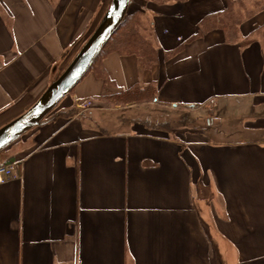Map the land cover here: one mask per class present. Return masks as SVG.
I'll use <instances>...</instances> for the list:
<instances>
[{
	"label": "crops",
	"instance_id": "0c3cea01",
	"mask_svg": "<svg viewBox=\"0 0 264 264\" xmlns=\"http://www.w3.org/2000/svg\"><path fill=\"white\" fill-rule=\"evenodd\" d=\"M112 0H0V128L65 70ZM227 0L138 1L157 61L108 53L46 121L0 154V264H264V11L229 43L201 20ZM153 85L163 107H216L242 139L148 119L123 123L104 97ZM139 104V103H138ZM130 106L137 105L129 104Z\"/></svg>",
	"mask_w": 264,
	"mask_h": 264
},
{
	"label": "trees",
	"instance_id": "16d2710c",
	"mask_svg": "<svg viewBox=\"0 0 264 264\" xmlns=\"http://www.w3.org/2000/svg\"><path fill=\"white\" fill-rule=\"evenodd\" d=\"M165 3L172 0H143ZM264 11V0H256L253 8L247 7L245 0H227V6L215 13L206 15L200 23L201 32L213 29H221L225 39L229 43L239 41L240 25L253 17L257 12ZM153 22L144 9H139L127 14L124 22L107 42L93 66L108 53L119 51L122 54H137L142 60L144 67H150L157 61L158 49L154 44ZM264 25L258 27L249 35L253 38ZM157 90L153 85L134 86L122 89L113 94H107L104 99L114 105L135 104L153 101L156 98ZM10 161V160H9Z\"/></svg>",
	"mask_w": 264,
	"mask_h": 264
},
{
	"label": "water",
	"instance_id": "95a60500",
	"mask_svg": "<svg viewBox=\"0 0 264 264\" xmlns=\"http://www.w3.org/2000/svg\"><path fill=\"white\" fill-rule=\"evenodd\" d=\"M132 0H112L103 20L65 70L23 114L0 128V152L46 121L47 115L91 69L110 38L124 22Z\"/></svg>",
	"mask_w": 264,
	"mask_h": 264
},
{
	"label": "rangeland",
	"instance_id": "374dc122",
	"mask_svg": "<svg viewBox=\"0 0 264 264\" xmlns=\"http://www.w3.org/2000/svg\"><path fill=\"white\" fill-rule=\"evenodd\" d=\"M138 1L142 2L143 0H132L127 14L132 12L134 8L137 7ZM255 1L256 0H245V3L247 7L253 8V3ZM241 25L239 28L240 30ZM239 33L241 34V32ZM261 36H264V28H262L259 32L255 33L251 37L258 38ZM239 39H241V35ZM248 39L252 38L249 37ZM106 103L110 107L117 106L109 103L108 100H106ZM119 106L120 108H117V110H115V113L111 118L123 121V123H128V121L130 120L144 121L149 117V123H151L153 126H166L167 128H169L170 132L173 135H176L177 132L191 127L193 129H197L198 132L210 138H224V132L230 134V136L228 137L230 139L236 140L248 138L246 137V133H242L243 124L241 123V121L237 118H234L235 113L231 111L225 115H222L223 118L226 117L229 120L225 123H220L221 119L219 118V116L221 114V111L217 110L216 107H204L201 109L173 108L163 107L156 103H137V105L133 106H130L129 104H122ZM56 108L57 107H55L47 115L46 118L50 117V115H52L56 111ZM219 128L225 131L219 132ZM29 131L23 134L20 138L24 137L27 133H29Z\"/></svg>",
	"mask_w": 264,
	"mask_h": 264
},
{
	"label": "built area",
	"instance_id": "2783aa9c",
	"mask_svg": "<svg viewBox=\"0 0 264 264\" xmlns=\"http://www.w3.org/2000/svg\"><path fill=\"white\" fill-rule=\"evenodd\" d=\"M19 162L11 160L6 163H0V184L5 183L17 176L16 170Z\"/></svg>",
	"mask_w": 264,
	"mask_h": 264
}]
</instances>
